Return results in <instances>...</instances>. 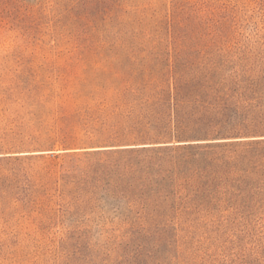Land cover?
I'll use <instances>...</instances> for the list:
<instances>
[{
  "label": "rangeland",
  "instance_id": "374dc122",
  "mask_svg": "<svg viewBox=\"0 0 264 264\" xmlns=\"http://www.w3.org/2000/svg\"><path fill=\"white\" fill-rule=\"evenodd\" d=\"M64 1L0 0V264H264V191L204 206L180 180L170 210L134 222L85 177L86 153L103 149L87 143L111 124L104 72L200 65L218 49L258 71L264 0H191L188 43L154 50L77 43L71 33L83 28L60 17Z\"/></svg>",
  "mask_w": 264,
  "mask_h": 264
},
{
  "label": "trees",
  "instance_id": "16d2710c",
  "mask_svg": "<svg viewBox=\"0 0 264 264\" xmlns=\"http://www.w3.org/2000/svg\"><path fill=\"white\" fill-rule=\"evenodd\" d=\"M153 1L65 0L60 17H73L74 27L83 28L73 39L93 47L186 45L184 23L197 19L198 3ZM203 46L208 53L218 48ZM218 50L216 61L200 65L142 64L103 73L114 78L108 90L114 93L104 98L111 124L87 143L103 149L86 153L94 159L85 177L115 216L156 219L175 202L180 180L204 206L262 196L264 68L237 65Z\"/></svg>",
  "mask_w": 264,
  "mask_h": 264
}]
</instances>
